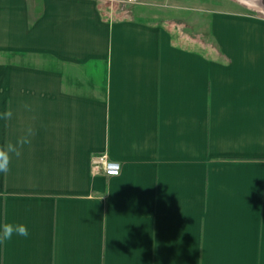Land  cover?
Masks as SVG:
<instances>
[{
	"label": "crops",
	"instance_id": "crops-1",
	"mask_svg": "<svg viewBox=\"0 0 264 264\" xmlns=\"http://www.w3.org/2000/svg\"><path fill=\"white\" fill-rule=\"evenodd\" d=\"M213 1L0 0V264H264V0Z\"/></svg>",
	"mask_w": 264,
	"mask_h": 264
},
{
	"label": "clouds",
	"instance_id": "clouds-1",
	"mask_svg": "<svg viewBox=\"0 0 264 264\" xmlns=\"http://www.w3.org/2000/svg\"><path fill=\"white\" fill-rule=\"evenodd\" d=\"M26 110H31L30 106L25 105ZM13 111L8 108L0 111V121H11L13 119ZM34 135V129L31 125L24 129L23 135L16 138L15 141L8 140L0 143V173H7L13 156H19L25 145L31 143V137ZM29 230L23 223L5 222L0 224V244L10 241L13 236L28 237Z\"/></svg>",
	"mask_w": 264,
	"mask_h": 264
},
{
	"label": "rangeland",
	"instance_id": "rangeland-1",
	"mask_svg": "<svg viewBox=\"0 0 264 264\" xmlns=\"http://www.w3.org/2000/svg\"><path fill=\"white\" fill-rule=\"evenodd\" d=\"M133 2L137 8L161 9L163 10L161 12L179 13L188 18L192 15L193 19L195 16L202 17L207 8H222V4L214 3L213 0H133Z\"/></svg>",
	"mask_w": 264,
	"mask_h": 264
},
{
	"label": "built area",
	"instance_id": "built-area-1",
	"mask_svg": "<svg viewBox=\"0 0 264 264\" xmlns=\"http://www.w3.org/2000/svg\"><path fill=\"white\" fill-rule=\"evenodd\" d=\"M91 172L92 174H101L109 178H114L120 175L121 167L119 163L111 161L107 153L104 152L92 156Z\"/></svg>",
	"mask_w": 264,
	"mask_h": 264
}]
</instances>
